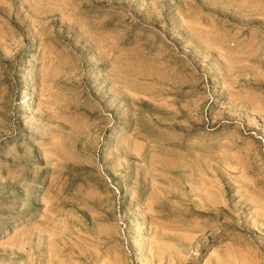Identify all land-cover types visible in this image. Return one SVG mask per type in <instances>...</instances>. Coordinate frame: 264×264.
<instances>
[{
  "label": "rangeland",
  "instance_id": "374dc122",
  "mask_svg": "<svg viewBox=\"0 0 264 264\" xmlns=\"http://www.w3.org/2000/svg\"><path fill=\"white\" fill-rule=\"evenodd\" d=\"M0 264H264V0H0Z\"/></svg>",
  "mask_w": 264,
  "mask_h": 264
}]
</instances>
